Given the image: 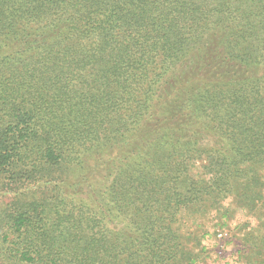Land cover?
<instances>
[{
  "label": "trees",
  "instance_id": "obj_1",
  "mask_svg": "<svg viewBox=\"0 0 264 264\" xmlns=\"http://www.w3.org/2000/svg\"><path fill=\"white\" fill-rule=\"evenodd\" d=\"M216 226L264 264V0H0V264H203Z\"/></svg>",
  "mask_w": 264,
  "mask_h": 264
},
{
  "label": "rangeland",
  "instance_id": "obj_2",
  "mask_svg": "<svg viewBox=\"0 0 264 264\" xmlns=\"http://www.w3.org/2000/svg\"><path fill=\"white\" fill-rule=\"evenodd\" d=\"M239 220H243L242 216ZM245 223V220L242 221ZM210 234L206 235L205 253L201 254L203 264H237L240 260V247L237 243L236 230L230 227L206 228ZM238 231V230H237ZM222 232L223 238H219L217 233ZM216 234V235H215Z\"/></svg>",
  "mask_w": 264,
  "mask_h": 264
}]
</instances>
